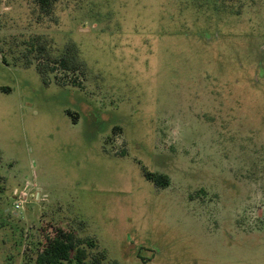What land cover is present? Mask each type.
<instances>
[{"label": "rangeland", "instance_id": "374dc122", "mask_svg": "<svg viewBox=\"0 0 264 264\" xmlns=\"http://www.w3.org/2000/svg\"><path fill=\"white\" fill-rule=\"evenodd\" d=\"M37 35L87 75L45 85ZM58 230L73 264H264V0H0V264Z\"/></svg>", "mask_w": 264, "mask_h": 264}, {"label": "trees", "instance_id": "16d2710c", "mask_svg": "<svg viewBox=\"0 0 264 264\" xmlns=\"http://www.w3.org/2000/svg\"><path fill=\"white\" fill-rule=\"evenodd\" d=\"M38 5L41 14L49 16L53 13L54 5L57 0H34ZM26 51L24 53V59L26 60L25 66L30 67L36 62V69L41 76L42 81L45 85H50V74L55 70L62 69L67 73H80L83 77L87 75L86 66L79 59V49L76 43L71 42L66 45L63 54L60 57H54L49 48V41L43 35H37L30 39L26 43ZM34 55V59L30 58V55ZM62 86L73 85L75 87H81L73 83H60ZM144 175L147 180L151 181L158 187L166 188L170 185V178L168 175L153 173L144 169ZM58 235L55 238L50 239V243L46 248L47 252V263L48 264H73L72 258H70V251L75 247L76 244H68L73 236L64 230H58ZM79 242V241H78ZM80 243V242H79ZM78 244V243H77ZM78 253V252H77ZM82 255V254H81ZM84 258V256H80ZM74 259V258H73ZM71 260V261H70ZM75 261L79 262L76 257Z\"/></svg>", "mask_w": 264, "mask_h": 264}, {"label": "crops", "instance_id": "0c3cea01", "mask_svg": "<svg viewBox=\"0 0 264 264\" xmlns=\"http://www.w3.org/2000/svg\"><path fill=\"white\" fill-rule=\"evenodd\" d=\"M20 202H22V201H20ZM257 235H259V234H254V235H250V236H257ZM263 236H264V234H262ZM231 239V238H230ZM237 239H235V240H230L232 243H233V245H235V249L237 248V246H236V243H235V241H236Z\"/></svg>", "mask_w": 264, "mask_h": 264}, {"label": "built area", "instance_id": "2783aa9c", "mask_svg": "<svg viewBox=\"0 0 264 264\" xmlns=\"http://www.w3.org/2000/svg\"><path fill=\"white\" fill-rule=\"evenodd\" d=\"M22 206L19 203L16 205V209H20Z\"/></svg>", "mask_w": 264, "mask_h": 264}]
</instances>
